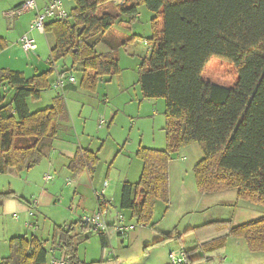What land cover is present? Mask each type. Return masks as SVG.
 Returning <instances> with one entry per match:
<instances>
[{
  "label": "trees",
  "instance_id": "trees-1",
  "mask_svg": "<svg viewBox=\"0 0 264 264\" xmlns=\"http://www.w3.org/2000/svg\"><path fill=\"white\" fill-rule=\"evenodd\" d=\"M69 1L74 7L66 18L44 24V33L54 38L48 72L26 78L20 71L0 69V175L11 169L27 172L40 165L44 159L41 144L55 139L60 120L68 118L59 94L52 107L28 110V101H39L41 92L52 88L48 78L54 65L69 57V69L80 72L79 89L93 93L100 79L118 76L121 71L114 54L118 42L109 43V49L113 47L104 55L96 53L95 46L121 17L127 18V25L133 23L144 6L154 17L146 44L148 55L139 64V92L142 101H163L166 147L136 150L141 173L136 184L123 182L118 209L129 211V219L136 225L151 227L156 203L169 202V162L191 144H197L203 154L193 169L197 193L234 190L237 199L264 207V0ZM111 4L113 14L105 8ZM12 12L6 15L10 19L21 15L10 17ZM96 35L99 37L88 47L85 41ZM6 48V40L0 37V50ZM211 59L234 67L238 78L233 88L202 80ZM97 164L96 155L82 149L67 169L77 180L83 170L93 174ZM8 197L17 198L12 192L0 194V204ZM77 224L80 232L92 231L80 220ZM75 225L55 226L49 240L35 236L9 239V255L0 264H48L57 251L67 257L68 264L116 263L81 261L73 237ZM208 226L217 236L203 244L207 254H222L229 238L243 241L249 253H264V215L238 226L230 221ZM107 233H95L102 249L107 245ZM174 235L172 231L163 237L168 240Z\"/></svg>",
  "mask_w": 264,
  "mask_h": 264
},
{
  "label": "rangeland",
  "instance_id": "rangeland-1",
  "mask_svg": "<svg viewBox=\"0 0 264 264\" xmlns=\"http://www.w3.org/2000/svg\"><path fill=\"white\" fill-rule=\"evenodd\" d=\"M19 1L0 0V34L8 32L11 37L12 31L14 35L29 33L39 48L35 55L33 52L26 53L25 55L21 46L13 44L10 54L14 55L17 59L19 58V62L13 65L14 69L25 71L27 76L48 72L51 68L48 60L50 59L49 51L54 42L53 36L30 28L35 15L34 12H25V14L12 19L5 17V14L7 15L9 12L15 10ZM63 4H65L67 12L74 7L72 1L69 0H63ZM113 5L105 7L106 11L110 14L114 13ZM138 14L139 17L129 25L125 23L127 18L121 17L119 19L121 22H117L112 26L111 30L104 34L102 39L103 41H107V44L101 40L94 49L96 53L104 54L105 52H110L113 47L109 49V43H119L117 48L114 47L116 48L114 54L118 58V65L121 70L118 76H105L100 79L93 93H87L78 89L80 72L78 73L69 69L71 59L68 57L54 65L56 69L48 78V82L51 84L58 72L66 71L64 76L72 75L75 82L73 85L76 88L62 89L63 91L50 88L41 92V99L39 101H28V110L31 112L41 111L54 105V98L59 92L68 110L67 120H60L58 124L56 138L44 140L41 144L45 159L40 167L39 174H41V177L44 174L51 175L53 179L47 181V183L45 182L44 193H47L52 198V201L46 207L39 210L40 217L44 220L39 219V226L41 227L39 233L42 239H51L49 237L55 228L54 225H58L59 222H62L72 212V217L68 221H65V224L76 223L73 237L78 250V258L85 262H96L100 261V259L109 262L114 257L120 256L121 249H125L128 244L126 239L123 243L116 236L114 230H112L108 234V245L103 250L100 236H97L91 230H87L84 233L80 232L77 221H79L78 218L83 214L85 205L87 204L86 208H88L89 205L96 204L95 193L101 192L104 186L103 183L106 182L108 184V188L104 190L107 192L106 197H113V205L116 207L119 201L118 193L123 182L128 181L134 184L140 176L142 162L135 157V152L140 144L143 148L156 149L158 151L164 150L166 147L165 131L163 130L165 123L163 101L159 99L155 106L145 101L144 106L138 110L137 103L142 101L137 79L138 69L142 59L148 55L149 47L146 44L147 39L151 35L150 20L154 17V14L149 12L144 6L139 8ZM133 36L135 38L132 40ZM129 37L131 38L130 42L127 41ZM33 59L38 60V62L34 63L36 65L34 70L31 67L33 64L30 66ZM8 60L10 59L6 58V54L1 52L0 65L4 61L5 66H10L8 65ZM237 78L238 75L234 67L229 62L218 59H211L202 74L203 81L230 89L235 86ZM152 117H154V121H152ZM111 119H113L112 123H110ZM100 121H103L104 125L99 126ZM76 147H83L94 153L101 149L93 178V184L97 188L96 192H92L90 185H88L90 177L86 171L77 180L72 178L73 174L70 177L67 176L70 172L65 167V164L69 161L70 155H73ZM190 147H195L198 152H195ZM190 147L186 146L173 155V157L177 158L176 161L179 166L174 167V171L171 172V180L174 182L176 178H181L184 181V187L180 189V184L176 183V186L178 185L174 191L176 198L179 194L183 195V193L187 196L190 195L189 190L191 191V187L195 184L193 166L199 162L202 154L197 144ZM74 183L79 185V192L76 195H74V190L72 189ZM197 195L209 198V203L219 197L218 195H227L229 200H232L231 198L235 196L234 203L236 206L231 208L233 213L231 224L234 226L241 225L242 222H252L264 215L263 206L237 199L234 190L214 193V195ZM221 200L227 199L221 198ZM80 201L82 202V209L80 208ZM162 204L156 203L154 207L156 210L155 215L159 214L158 209L159 206L162 208ZM91 212H85V214H93ZM122 213L127 219L129 218V211L124 210ZM85 214L81 217L85 216ZM138 227L137 225L136 230ZM191 253L194 258L200 256V253L196 249L192 250ZM164 255L165 259H167L166 263L171 264L170 259L167 257V251H165ZM188 255L190 256V254ZM60 256L61 254L59 253L58 257ZM261 256L263 259L262 263H264V253ZM126 259L130 263L134 262L138 264L141 256L140 254H135L132 250L127 251L125 249L123 252L124 262L122 264H126ZM49 262L50 260H48V264ZM199 263L200 260H197L194 264Z\"/></svg>",
  "mask_w": 264,
  "mask_h": 264
},
{
  "label": "crops",
  "instance_id": "crops-1",
  "mask_svg": "<svg viewBox=\"0 0 264 264\" xmlns=\"http://www.w3.org/2000/svg\"><path fill=\"white\" fill-rule=\"evenodd\" d=\"M22 1L23 0H20L19 4ZM35 1L37 5L39 6V8H42L50 0H35ZM62 4H63V0H62ZM64 8L66 10L65 4H64ZM5 17H7L6 14H5ZM34 20L35 19L33 17V21ZM4 33L5 34H0V37H3L6 40L7 48L2 51L0 50V54L1 52L6 54V58L8 57V59H10L8 60V65L10 66H5L4 61H3L2 62L3 64L0 65V69L20 71L24 74L26 78L40 75L36 73V74H33L32 76H27L25 71L14 69L13 65L17 64L16 62H19V58L17 59L14 55L12 56V54H10L12 50L11 47L13 46V44L19 45L18 41L22 35H14L13 34L14 32L12 31V35L10 37L8 32H4ZM30 37L32 38L31 35ZM38 48L39 47L36 44V50L32 51L34 55L36 51L38 50ZM106 53L108 52H105L104 54ZM35 62H38V60L33 59L30 63V66L33 64L31 66L33 70L36 67V65L34 64ZM67 88L75 89L76 87L73 84H67V86H65L63 90H67ZM57 94H59V92ZM136 100L139 101L137 98ZM145 101H141L137 103L138 110H140L146 102L153 106H155L156 103H158L157 101L156 102H152V101L145 102ZM153 115L154 114L152 112V116ZM137 117L139 118V116ZM112 121L113 119H111L110 123H112ZM152 121H154V117H152ZM192 145L194 144H191L188 146L190 147ZM139 147H143V146L140 144ZM190 148H193L195 152H198V150L195 147H190ZM198 148L200 149L199 146ZM82 149L84 148L83 147L75 148L73 155L72 156L70 155L69 161L66 162L65 164L66 166L64 165L66 168L70 164V161L74 157L76 152ZM100 150L95 153L92 152L93 154L96 155V158H98ZM44 159L42 160L43 162L39 166L32 168L30 171L16 173L13 169H11L7 173H5V175H0V194H6L7 192H12L17 197V198L8 197L7 199H4L3 201H1V204H0V261L1 259H4L9 255L8 253L9 239L13 237H21V236H25L27 238L34 237V236L37 238H41L40 233H39L41 230V227L39 226V223H40L39 219H41L40 217L41 214L39 213V210H41L43 207H46V205L52 201V198L48 196L47 193H44L45 182L47 183V181L44 179H45V176L48 174L46 175L44 174L42 177H41V174H39L40 167L44 163ZM176 159L177 158L173 157V159H171L172 163L169 162V165H168L169 181H170L169 182V192H168L169 194L168 204H162V208L159 206V209H158L159 214L153 215L151 227H145L144 225L143 226L138 225L139 226L138 229L137 230L135 229L134 231L128 233L125 238L117 236L118 238L121 239V241H123V243L127 240L128 244L125 249L127 251L132 250L135 254H138V255L140 254L141 259L139 260L138 264H167L166 263L167 259H165V255H164L165 251H167V257H168L169 250H177V249H183L188 254H190V257L192 258V261H193L192 264H194L195 261L197 260H200L199 264H264L262 263L263 261L262 256H261L262 253H256V252L249 253L243 241L240 242L238 240L231 239V238H229V240L225 243L226 246L222 254L215 256V255H210L204 252L205 247L203 244L212 240L213 238H216L217 236L216 231H214L211 226H208V224L214 223L215 221H226V222L230 221V223L232 222L233 213L231 211V208L236 206L234 203L235 196L231 198L232 200H229L228 199L229 197L227 196L228 194L222 195V196L218 195L219 197L215 198L213 202L209 203L208 201L209 198H206L204 196L200 197V195H197L199 193H196L197 191H195L196 188L194 184L191 187V191L189 190L190 195L187 196L185 193H183V195L178 193L179 196L176 198V194L174 193L176 187L178 186V185L176 186V183L180 184L179 189L181 187L182 188L184 187V181L181 178H176L174 182L171 180V172L174 171L175 169L174 167L179 166L177 164ZM50 164L52 163L50 162ZM171 164H173L172 167H171ZM141 166H140V170H141ZM95 168H94V171H95ZM84 172L85 170H83V173ZM72 174L73 173L70 172L68 173L67 176L70 177L72 176ZM88 176L90 177L88 185H90V189L92 192L94 191L96 192L97 191L96 185L93 184V178L95 176V172L93 174H89ZM68 185L70 184L68 183ZM78 188H79V185L74 183L73 188H72L74 190L73 192L74 195H76L79 192ZM120 190L118 193V197L120 196ZM106 193L107 192L105 191V197H106ZM210 197H213V196H210ZM110 198L113 199L114 201L113 197H110ZM110 198L108 199L110 200ZM221 198H225L227 200H221ZM119 200H120V197H119ZM95 201H96V204L89 205L88 208H86L87 204L83 208L82 202L81 201L79 202L81 206L80 208L81 209L83 208V214L89 211H92L91 213L96 212L97 204H98V199L96 200V197H95ZM117 209H118V205H116V207L112 205L110 208H108L109 210L108 223L110 224V229H109L110 232L113 230L112 222L114 221L117 215L123 216L125 219V222L135 225L134 221L130 220L129 218L127 219L124 215H122L123 214L122 211L119 209L117 210ZM69 210H71V208H69ZM30 213L32 215H30ZM71 213L64 220H62V222H59L58 225H54V226L60 227L63 225H67L65 224V221H68L72 217ZM81 216L78 218V220H80ZM242 223H245V222H242ZM235 226H238V225H235ZM140 230H144V231H140ZM172 231H175L176 235H174L173 238L171 239L165 240L163 237V234L169 233ZM110 232L108 231L106 235L107 245H108V240H109L108 234ZM51 248L52 247L49 246L48 244L47 249L50 250ZM125 249L122 248L120 251V256L113 258V260L116 262L114 264H122L124 262L123 252ZM194 249H196V251L200 253L199 257H195V258L193 257V254L191 253V251ZM58 256H59V252L57 251L55 252L53 258H57ZM125 261H126V264H135L134 262L130 263L127 259ZM90 262H95V261H90Z\"/></svg>",
  "mask_w": 264,
  "mask_h": 264
},
{
  "label": "built area",
  "instance_id": "built-area-1",
  "mask_svg": "<svg viewBox=\"0 0 264 264\" xmlns=\"http://www.w3.org/2000/svg\"><path fill=\"white\" fill-rule=\"evenodd\" d=\"M19 9L13 11L9 16L15 14H25V12H34V21L31 24L30 28L35 31L44 33L43 28L44 24L51 20H63L68 15V12L62 4V0H50L45 6L39 8L36 5L35 0H24L20 5ZM23 52L26 54L36 50V44L33 38L30 37L28 33L19 38L18 41ZM74 77L69 76H60L56 75L55 80L53 81L52 88L53 90L60 91L67 84H74ZM104 125L103 121H100L99 126ZM51 175H46V181L51 180ZM103 190L101 192H96L95 197L98 199L97 210L93 214H85L80 221L84 226L91 227L92 231L96 234L103 233L106 234L110 229V224L108 223V208L113 204V199L105 197V189L108 188L106 182L103 183ZM30 215H32L30 213ZM139 225V224H137ZM136 224H130L125 222L123 216L117 215L112 222L113 230L118 237L125 238L129 232H132L136 229ZM141 225V224H140ZM143 226V225H142ZM168 259H170L171 264H192V258L188 253L183 249L169 250ZM50 264H68L67 257L61 253L59 258L50 259Z\"/></svg>",
  "mask_w": 264,
  "mask_h": 264
},
{
  "label": "water",
  "instance_id": "water-1",
  "mask_svg": "<svg viewBox=\"0 0 264 264\" xmlns=\"http://www.w3.org/2000/svg\"><path fill=\"white\" fill-rule=\"evenodd\" d=\"M99 37V35H96L94 37H91L89 40L85 41L86 45L91 48L93 44L95 43V40Z\"/></svg>",
  "mask_w": 264,
  "mask_h": 264
}]
</instances>
